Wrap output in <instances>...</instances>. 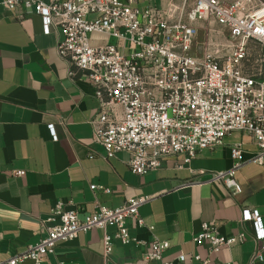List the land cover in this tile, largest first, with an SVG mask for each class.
Returning <instances> with one entry per match:
<instances>
[{
  "label": "built area",
  "instance_id": "built-area-1",
  "mask_svg": "<svg viewBox=\"0 0 264 264\" xmlns=\"http://www.w3.org/2000/svg\"><path fill=\"white\" fill-rule=\"evenodd\" d=\"M163 1L160 7L152 0H3L2 4L10 12L23 8L20 20L35 11L46 35L60 30L58 52L69 65V76L81 75L94 88L99 106L92 121L93 139L108 159L128 154L130 171L143 177L161 170L165 160L181 155L188 166L198 153L220 148L226 137L242 133L256 147L250 159L244 158L245 144L237 143L232 146L230 170L210 172L207 181L184 184L220 183L238 194L236 172L250 163L264 165V0ZM201 31L207 37L202 45L197 41ZM95 34L111 41L93 46ZM49 130L58 141L54 125ZM91 190L111 192L97 185H91ZM151 200L129 198L118 208L97 204V210L84 219L59 202L51 211L54 224L47 236L24 254L0 264H43L60 242H72L80 233L95 229L104 232L105 259L119 241L145 249L141 264H173L165 260L170 241L146 242L131 236L129 221L137 228L155 230L140 214ZM241 222L253 224L252 237L246 232L224 236L204 222L194 242L209 245L210 253H217L251 238L254 249L249 264H264L260 212L243 209ZM110 228L115 229L114 235L108 232ZM196 260L210 264L201 256ZM179 261L185 262L186 256L181 255Z\"/></svg>",
  "mask_w": 264,
  "mask_h": 264
},
{
  "label": "crops",
  "instance_id": "crops-1",
  "mask_svg": "<svg viewBox=\"0 0 264 264\" xmlns=\"http://www.w3.org/2000/svg\"><path fill=\"white\" fill-rule=\"evenodd\" d=\"M161 2L152 0L157 7ZM2 3L0 0V262L24 254L47 236L54 224L51 211L59 202L84 219L97 210V204L118 208L129 198L151 197L140 214L155 230L137 228L132 221L128 225L131 236L141 241H170L166 261L202 264L196 260L201 256L210 264H249L254 249L251 238L210 253L209 245L197 246L194 237L204 222L216 226L224 236L240 232L253 236V224L241 222L242 210H258L264 223V165L250 163L236 172L241 187L238 194L220 183L184 184L207 181L210 172L230 170L234 165L232 146L237 143L245 144L244 158L250 159L256 151L252 138L234 133L226 137L224 146L198 153L188 166L181 155L165 160L157 172L134 175L128 154L108 159L104 148L94 142L92 121L99 104L94 88L81 75L69 76V65L58 52L60 30L46 35L35 11L20 20L23 8L10 12ZM110 41L97 34L91 38L93 46ZM49 125H54L58 141L53 140ZM17 171L25 173L18 177ZM201 171L207 174L198 175ZM91 185L111 192L92 191ZM108 232L114 235L115 229ZM103 238L99 229L80 233L72 242H60L43 264L142 263L143 247L124 246L119 241L105 259ZM181 255L186 256L185 262L179 261Z\"/></svg>",
  "mask_w": 264,
  "mask_h": 264
},
{
  "label": "rangeland",
  "instance_id": "rangeland-1",
  "mask_svg": "<svg viewBox=\"0 0 264 264\" xmlns=\"http://www.w3.org/2000/svg\"><path fill=\"white\" fill-rule=\"evenodd\" d=\"M164 2V4H167L168 3V0H164L163 1ZM93 19H94V16L92 17ZM214 28H216V29H220L218 26H214ZM207 40V37H206V34H205V32H203V31H201V33H200V35H199V37H198V43L200 44V45H202L205 41ZM197 55H202V50H199V51H197Z\"/></svg>",
  "mask_w": 264,
  "mask_h": 264
}]
</instances>
